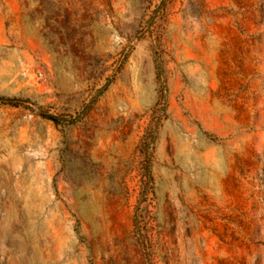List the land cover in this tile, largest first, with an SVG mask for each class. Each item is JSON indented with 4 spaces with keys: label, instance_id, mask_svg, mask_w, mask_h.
I'll use <instances>...</instances> for the list:
<instances>
[{
    "label": "rangeland",
    "instance_id": "1",
    "mask_svg": "<svg viewBox=\"0 0 264 264\" xmlns=\"http://www.w3.org/2000/svg\"><path fill=\"white\" fill-rule=\"evenodd\" d=\"M0 264H264V0H0Z\"/></svg>",
    "mask_w": 264,
    "mask_h": 264
}]
</instances>
